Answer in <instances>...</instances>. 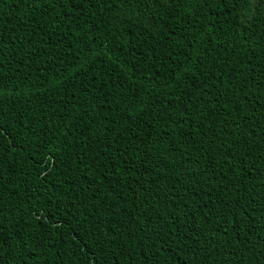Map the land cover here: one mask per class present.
Listing matches in <instances>:
<instances>
[{
    "label": "trees",
    "instance_id": "trees-1",
    "mask_svg": "<svg viewBox=\"0 0 264 264\" xmlns=\"http://www.w3.org/2000/svg\"><path fill=\"white\" fill-rule=\"evenodd\" d=\"M0 264H264V3L0 0Z\"/></svg>",
    "mask_w": 264,
    "mask_h": 264
},
{
    "label": "snow or ice",
    "instance_id": "snow-or-ice-1",
    "mask_svg": "<svg viewBox=\"0 0 264 264\" xmlns=\"http://www.w3.org/2000/svg\"><path fill=\"white\" fill-rule=\"evenodd\" d=\"M259 2L264 3V0H259Z\"/></svg>",
    "mask_w": 264,
    "mask_h": 264
}]
</instances>
